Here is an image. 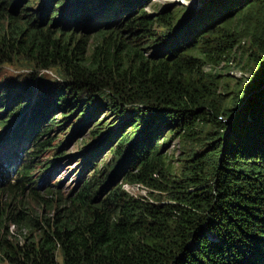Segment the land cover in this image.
Returning <instances> with one entry per match:
<instances>
[{
    "label": "trees",
    "instance_id": "obj_1",
    "mask_svg": "<svg viewBox=\"0 0 264 264\" xmlns=\"http://www.w3.org/2000/svg\"><path fill=\"white\" fill-rule=\"evenodd\" d=\"M39 1L0 0V70L21 59L63 81L38 91L33 110L47 112V126L22 115L0 141V156L8 149L10 158L0 178L14 177L0 181V264H264V65L230 106L219 94L228 91L222 75L205 70L235 62L248 37L259 49L250 58L264 61V0H211L179 28L183 10L147 14L150 0L28 8ZM37 75L0 79V133L30 106L21 87L34 93ZM101 113L118 122L82 165L77 196L55 200L61 192L44 185L71 157L70 140ZM199 127L227 134L176 169L163 134L184 138ZM46 153L54 158L41 159ZM124 184L156 195L135 198Z\"/></svg>",
    "mask_w": 264,
    "mask_h": 264
},
{
    "label": "rangeland",
    "instance_id": "obj_2",
    "mask_svg": "<svg viewBox=\"0 0 264 264\" xmlns=\"http://www.w3.org/2000/svg\"><path fill=\"white\" fill-rule=\"evenodd\" d=\"M25 1L26 2H24V5H27L30 0H25ZM46 1L48 0H41L35 3L33 6H28V8L37 9L38 6H40L41 8L44 6L43 4ZM72 1L74 2L75 0H68V2H66L65 7H68ZM210 1L211 0H150L147 3L144 10L145 12H147V14H151V15L153 14L156 15L161 11L166 13L168 11L173 12L174 10H183V12L181 13L182 20L180 21V24L177 27L179 28L182 25L183 21L184 20L186 21L191 16L192 13L203 9L206 6V4H208V2ZM97 6H99V3H97ZM69 10L67 11L69 12ZM51 15H53V13ZM57 20H59V17L56 18V21ZM60 23H62L61 25H63L64 22H60ZM61 28L63 27L61 26L58 27V29ZM80 31L81 30L77 31L78 35H80L81 33ZM160 31H158L159 34H161ZM92 35L94 34H89L88 37L91 39ZM242 47L243 48L238 52V54H236L235 62L223 64L216 69H212L208 66L205 67L206 72H211L213 74L217 73L222 75L223 86L228 85V91L221 89L219 93L222 94L223 96V102L224 101L229 102L228 106L231 105L232 103L231 100H233V98L237 95L238 91L240 90H242L243 92L246 91L247 88L245 86L249 83L250 79L257 74L259 67L264 65V61H261L260 64H258V62H256L254 58H250L251 55H255L256 53H258L259 50L256 47V45L253 44V40L251 37H248L242 42ZM16 62L19 63L15 65L6 64L1 68L0 79L11 81L13 79L22 78L25 75H31L34 73L38 74L34 85L35 88H33L35 92L31 93L27 90V87L24 86L21 87V89H23L25 93L24 94L25 99L22 102L23 103L30 102V106L23 112V114L12 119V124L10 125L9 129L3 133H0V141L1 139H4L6 141L9 137H11V134L13 133L14 129H16L21 124L22 115H28V116L32 115L35 119H37L39 127L47 126L46 120L44 121V119L47 117V112H40L37 111L36 109L33 110V107L36 105L39 98L38 91L41 88H47L52 82L54 83L63 82L59 80L55 71L38 72L37 69H31L30 67H27L28 65H26L25 62H23L21 59H16ZM41 78H43V80ZM259 86L262 89L264 88V80L259 84ZM261 90H259V92ZM13 110L14 109H12L10 112H12ZM3 114L4 112H0V117ZM101 114L97 116V119H95L94 122L86 124V126L81 132L78 131L76 137L70 140L69 144L67 145L65 149L67 156L78 157V159L73 160L71 159V157L66 158L65 160L62 161V163L59 164L58 171L50 179V181L48 183L45 181L42 182V185L43 183H47L46 185H44L45 189H49L53 185L57 187V189L61 192L60 195H57L55 197V200L67 199L68 197L71 196H75V197L77 196L78 192L81 191V184L79 183L81 177H79V175L83 170L82 165L85 164V162H87L91 152H93L99 146H101L103 142L107 139V137L109 136V130H107L108 127L109 126L112 127L118 122L117 118H115V116L112 113L107 115L105 114L101 115ZM51 115H54L53 117H57L56 121L61 120V116H62L61 112H55ZM51 115L49 121L52 120ZM7 116L8 115H6V118ZM99 116L100 118H98ZM233 120H234L233 116L232 117L230 116L229 119H225V118L223 119L224 122H228V123H233ZM73 122L71 124H73ZM99 122L102 123L101 124V127H103L102 131L105 132L99 135L97 138L93 139L90 134L95 130V127ZM106 124L107 126L104 127V125ZM74 125L75 127L73 128L71 133H67L65 140L69 139L73 135L75 129L78 127L77 124ZM23 126L27 127V123L24 122ZM68 128H66V130ZM169 130L170 128L166 129V132L162 136V141L164 140L166 141L164 152L170 157L171 160L174 161L173 165L175 166L176 169L180 168L185 161H188L196 154L202 153L212 148L213 145L216 143V141L219 139V136L221 134V130H217L214 127H210L208 130L205 131H203L202 128L199 127L196 129V134L183 138L182 136L177 137L173 132L170 133ZM224 134L225 133H223V138L220 136L222 139L225 138ZM60 139H62V137H60L59 140ZM58 142L59 141L57 140L54 144H57ZM117 142L118 140L114 141L112 145L116 146ZM30 147L31 145L28 146V148ZM52 155L53 154L46 153L41 157V159L43 160L47 158L52 159L54 158L52 157ZM7 157L9 158L8 149H6L2 154V156H0L1 168L5 167L4 165H6V161L8 160ZM110 158H111V153H106L104 160L98 166V169L102 168L104 164L108 163ZM77 160L79 161L78 163ZM92 175L93 173L91 170L87 171L85 179L89 180L92 177ZM38 176L39 174H37V178H39ZM122 180L123 178L118 179L117 183L120 184ZM0 181L7 183H14V177L10 174H4L0 178ZM123 189L128 194H130L135 198L142 197L149 201H152L151 194L156 195V193L153 190H149L148 188L142 187L139 184L135 186L124 184ZM11 231H14V227L11 228Z\"/></svg>",
    "mask_w": 264,
    "mask_h": 264
},
{
    "label": "clouds",
    "instance_id": "obj_3",
    "mask_svg": "<svg viewBox=\"0 0 264 264\" xmlns=\"http://www.w3.org/2000/svg\"><path fill=\"white\" fill-rule=\"evenodd\" d=\"M4 112V114H5V112H6V109L3 111ZM108 149V148H107ZM106 149V150H107ZM105 150V151H106ZM109 150H110V147H109ZM105 151H104V153L102 154V156H101V158L99 159V163L101 164L102 163V161L104 160V157H105V155H106V153H108L109 151H107L106 153H105Z\"/></svg>",
    "mask_w": 264,
    "mask_h": 264
},
{
    "label": "bare ground",
    "instance_id": "obj_4",
    "mask_svg": "<svg viewBox=\"0 0 264 264\" xmlns=\"http://www.w3.org/2000/svg\"><path fill=\"white\" fill-rule=\"evenodd\" d=\"M29 99H31V98H29ZM28 100V99H27ZM32 101V100H31ZM76 122V121H75ZM3 131V130H2ZM66 141V140H65ZM84 154V153H83ZM82 155V154H81ZM28 156V155H27ZM8 158V157H7ZM23 158V157H22ZM28 158V157H27ZM78 158V157H77ZM10 159V158H9ZM76 159V158H75ZM4 160V159H3ZM26 160V159H25ZM5 161V160H4ZM16 161V160H15ZM28 161V160H27ZM57 161V160H56ZM19 162V161H18ZM17 162V163H18ZM58 162V161H57ZM79 161L77 160V163H78ZM12 164V163H11ZM14 164V163H13ZM2 165V164H1ZM4 165V164H3ZM5 166V165H4ZM6 168V167H5ZM55 168V167H54ZM56 169V168H55ZM55 172V171H54ZM53 172V173H54ZM52 185V184H51Z\"/></svg>",
    "mask_w": 264,
    "mask_h": 264
},
{
    "label": "water",
    "instance_id": "obj_5",
    "mask_svg": "<svg viewBox=\"0 0 264 264\" xmlns=\"http://www.w3.org/2000/svg\"><path fill=\"white\" fill-rule=\"evenodd\" d=\"M109 150V148L105 151V153Z\"/></svg>",
    "mask_w": 264,
    "mask_h": 264
}]
</instances>
